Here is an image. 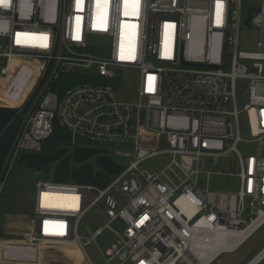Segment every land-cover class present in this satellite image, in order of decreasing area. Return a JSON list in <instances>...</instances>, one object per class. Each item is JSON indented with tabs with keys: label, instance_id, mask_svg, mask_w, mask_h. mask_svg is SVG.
<instances>
[{
	"label": "built area",
	"instance_id": "obj_1",
	"mask_svg": "<svg viewBox=\"0 0 264 264\" xmlns=\"http://www.w3.org/2000/svg\"><path fill=\"white\" fill-rule=\"evenodd\" d=\"M247 1L0 0V66L22 59L35 82L14 149L41 152L57 123L73 140L133 152L104 189L38 181L23 243H75L93 264L86 245L110 231L104 264H205L197 246L207 240L196 230L248 237L264 224V0ZM251 8L260 9L251 20L258 53L241 50ZM68 68L78 83L62 92ZM134 72L138 99L122 102V75ZM239 80L249 83L242 111ZM242 116L257 144L247 156L239 150L247 142ZM161 136L164 148L154 145ZM159 156L170 157L163 169H141ZM215 177L235 178L237 187L213 191ZM57 193L69 196L61 208L50 205ZM91 208L108 221L87 238L78 229Z\"/></svg>",
	"mask_w": 264,
	"mask_h": 264
},
{
	"label": "rangeland",
	"instance_id": "obj_2",
	"mask_svg": "<svg viewBox=\"0 0 264 264\" xmlns=\"http://www.w3.org/2000/svg\"><path fill=\"white\" fill-rule=\"evenodd\" d=\"M250 2L256 3L252 0L246 3L249 4ZM259 42L260 31L256 27L242 30L241 50L258 53L261 51ZM24 63L22 59H14L10 60L7 66H0V97L8 98L9 101L12 100L15 102L14 105L20 103L24 96L29 93L28 91L33 83L29 78V72L23 65ZM69 70L70 68L65 71V75ZM122 79L123 87L118 91L119 99L122 102L135 103L138 99V74L136 72L124 73ZM67 86L68 81L64 80L62 82V92ZM248 88V82L245 80L238 81L237 106L239 111H242L249 103ZM2 98H0V101L5 100ZM33 101L31 100L30 103H33ZM30 103L23 108L28 109L27 114L32 108V103ZM23 109L19 108L18 110ZM241 127L242 137L247 142L242 143L239 150L244 156H247L255 153L257 144L249 142L251 137L245 126L244 116L241 117ZM84 140H73L71 138L69 145L59 147L56 153L52 155H47L43 151L17 152L13 148L10 159L5 166L3 181L0 183V204H3L4 213L33 215L36 195L35 185L38 181L62 184H92L104 189L128 167L133 159L131 157L133 152L130 147H117ZM164 141V137L161 136L158 141L155 140L154 145L159 144L160 147L164 148ZM169 160V156L155 157L145 161L141 165V169L149 172L159 171L163 169ZM236 187L235 178L215 177L211 181L213 191L228 192ZM107 221L108 219L104 217L98 208H91L81 221L78 232L81 236L90 238ZM113 227L119 228V231L122 230L120 224H114ZM114 239L115 236L110 231H105L96 242L86 245L85 250L93 264H104L101 251L106 250ZM263 240L264 225L238 250L237 257L254 251ZM62 246L76 247L73 257L75 258L79 253L77 264H85V257L81 251L77 250L79 248L75 243Z\"/></svg>",
	"mask_w": 264,
	"mask_h": 264
},
{
	"label": "crops",
	"instance_id": "obj_3",
	"mask_svg": "<svg viewBox=\"0 0 264 264\" xmlns=\"http://www.w3.org/2000/svg\"><path fill=\"white\" fill-rule=\"evenodd\" d=\"M34 84L35 82L32 83V87L28 91L29 93L17 105H14L15 102L12 100L9 101L8 98L0 97L5 99L0 101V107L21 108L34 89ZM2 133L3 131L0 129V136ZM57 200L60 201H57L56 207H63L62 201H65L64 197L58 196ZM31 216L22 213H4L3 204H0V264H77V256H79V253L75 258L73 257L76 251V247L74 246H50L25 244L22 242L23 236L30 230L29 221ZM254 234L244 238L243 241L238 243L235 249L220 253L209 264H264V240L258 244V248L254 251L237 257L238 250ZM77 250L79 252L81 251L79 249Z\"/></svg>",
	"mask_w": 264,
	"mask_h": 264
},
{
	"label": "trees",
	"instance_id": "obj_4",
	"mask_svg": "<svg viewBox=\"0 0 264 264\" xmlns=\"http://www.w3.org/2000/svg\"><path fill=\"white\" fill-rule=\"evenodd\" d=\"M64 80L68 81L67 87L78 83L70 75L62 74L59 81ZM27 110L26 108L18 110L11 107H0V129L3 131L0 136V183L3 181L5 166L10 159L15 141L22 131ZM70 139V134L55 123L53 134L43 142L42 151L47 155L55 154L59 147L69 145Z\"/></svg>",
	"mask_w": 264,
	"mask_h": 264
},
{
	"label": "bare ground",
	"instance_id": "obj_5",
	"mask_svg": "<svg viewBox=\"0 0 264 264\" xmlns=\"http://www.w3.org/2000/svg\"><path fill=\"white\" fill-rule=\"evenodd\" d=\"M255 9H257V8H255ZM248 16H249V12H248ZM246 28H248V27H246ZM252 28H254V27H252ZM134 39H135V37L133 36L130 39V44L134 41ZM260 40H261V36H260ZM122 53L124 54L125 51L123 50ZM125 56L127 58H133L132 55L129 56V55L126 54ZM14 146H15V144H14ZM35 191H36V185H35ZM57 195L64 197V200L65 201H68V199H69V196L60 195L59 193H57L55 195H50V198H51L50 201H52V202H50V205L51 206L53 205L54 207H56V204H57V201L56 200L58 198ZM196 232L198 234H200V235H204V237L207 240L206 243H205V245H198L197 246V248H199L200 250L205 251L204 252V254H206V259L204 261L205 264H209L220 253L225 252V251H228V250L235 249L236 248V245L238 243H240L241 241H243L244 238H246L243 233H237L235 231H230L228 228H218V229H215V230H211V229H198V230H196ZM71 244H73V243H71ZM206 251H209V252H206Z\"/></svg>",
	"mask_w": 264,
	"mask_h": 264
},
{
	"label": "water",
	"instance_id": "obj_6",
	"mask_svg": "<svg viewBox=\"0 0 264 264\" xmlns=\"http://www.w3.org/2000/svg\"><path fill=\"white\" fill-rule=\"evenodd\" d=\"M258 12H260V9H255V8H251L250 9V11H249V16H248V18H247V20H246V23H245V26L246 27H248V28H252L253 26H252V24H251V19H252V17H253V14L254 13H258ZM76 51H82L81 49H77ZM90 53H96L97 51H95V50H90L89 51ZM109 55H110V51L108 50L104 55H103V57H109Z\"/></svg>",
	"mask_w": 264,
	"mask_h": 264
}]
</instances>
